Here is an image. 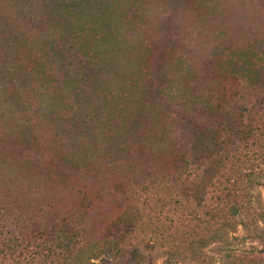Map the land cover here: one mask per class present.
Returning a JSON list of instances; mask_svg holds the SVG:
<instances>
[{
  "label": "rangeland",
  "instance_id": "1",
  "mask_svg": "<svg viewBox=\"0 0 264 264\" xmlns=\"http://www.w3.org/2000/svg\"><path fill=\"white\" fill-rule=\"evenodd\" d=\"M64 1L0 0V211L25 215L32 225L79 215L97 248L93 264H118L104 252L127 251L120 245L130 224L133 240L125 243L140 254L131 264H235L238 255L251 264L264 247L263 221L246 230L238 216L224 227V240L212 236L231 219L228 206L245 205L225 200L242 166L223 169L200 203L205 208L192 215L189 203L173 204L174 190L160 189L181 167L159 94L194 86L204 97L230 95L236 73L229 58L244 52L248 34L264 36V0H107L84 14ZM256 170L259 184L247 205L260 212L264 164ZM137 174L144 180L133 186ZM183 179L191 187L190 177ZM165 201L171 204L161 206ZM194 218L205 221L202 231ZM13 232L0 229V238L18 237ZM1 264L18 263L7 257Z\"/></svg>",
  "mask_w": 264,
  "mask_h": 264
},
{
  "label": "trees",
  "instance_id": "2",
  "mask_svg": "<svg viewBox=\"0 0 264 264\" xmlns=\"http://www.w3.org/2000/svg\"><path fill=\"white\" fill-rule=\"evenodd\" d=\"M106 1L65 0L64 2L69 5V8H74L75 13L78 12V8L85 9L84 14L85 11L91 10L94 4H97L96 8L100 10ZM11 2L14 3L13 0ZM1 9L7 12L8 6L5 8L1 6ZM235 22L236 20L232 22V25L238 28L239 24ZM248 25L251 26V23ZM0 30L5 31L3 28ZM248 35L247 42L243 44L242 41L240 45L244 52L229 58L231 72L235 71L233 73H236V76L233 77L235 87L227 97L217 99L204 97L194 92V86L191 87L193 90L186 86L184 89L179 86H168L163 89L162 95L159 94L172 116V139L179 145L176 149L180 153V171L171 173L172 175L165 178L164 182L167 185L160 188L162 191L172 189L179 196L178 200L173 201L174 205L179 204L183 207L184 202L189 203L190 208H187V213L192 215L197 211L201 212L205 204L200 205V203L204 201L212 183L224 175L223 169L230 170L232 164L243 167L237 188L230 195L226 194L225 200L229 201V198L233 197L236 200L240 199V203L245 205L228 206V216L231 219L223 223L222 227L212 235L220 241L225 239L224 227L232 228V222L238 216L244 217L247 223L246 230L257 229L258 221L264 222V210L250 211V206L247 205L251 201V187L259 184L257 183L260 179L259 171L256 170L257 166L259 162L264 164V154L261 152L264 148V76L255 77L256 74L253 73V69L259 72L264 70V36L257 33ZM228 48H231L229 44L222 47L220 51H226ZM233 53H230V56ZM209 61V58L204 59L202 63L207 64ZM183 65L190 66L186 59ZM257 65H261L259 69ZM185 89L190 90L188 95ZM206 134H209V138L202 139ZM254 160L256 162L252 163ZM185 174L190 177L191 187L189 188L184 185L183 175ZM138 179L143 181L144 176L132 175L130 183L136 186ZM148 186L150 184L146 183L145 186H140L139 190L146 191ZM230 186L235 187V181ZM153 189L158 192L159 188L153 185ZM169 204H171L169 201H165L161 206ZM155 210L159 212L158 214L161 213L158 207ZM134 212L138 215L136 207ZM204 216H208L207 212ZM194 220L197 223L195 228L202 231L200 226L205 221L198 218ZM0 229L6 234H10L13 230V234H18V237L0 238V264L7 257L18 264H21V260L24 262L22 264H93L91 260L96 258L97 248L91 247L88 233L79 215L53 219L47 224L37 221L35 225H32L25 215L16 213L9 217L0 211ZM133 233L134 227L131 224L123 232L120 246L127 244V251L124 247H118L104 254L118 258V264L137 262L140 258L137 244L125 243V240H133ZM203 238V236L199 237L196 242L202 244ZM2 247H5L6 251H3ZM241 253L243 255L248 251ZM254 254L251 264H264V247L254 251ZM240 256L238 255L235 264H244Z\"/></svg>",
  "mask_w": 264,
  "mask_h": 264
}]
</instances>
